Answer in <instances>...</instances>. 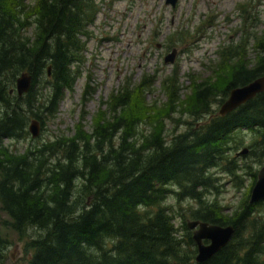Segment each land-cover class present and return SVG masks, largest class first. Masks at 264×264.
<instances>
[{"label":"trees","instance_id":"trees-1","mask_svg":"<svg viewBox=\"0 0 264 264\" xmlns=\"http://www.w3.org/2000/svg\"><path fill=\"white\" fill-rule=\"evenodd\" d=\"M33 1L0 0V210L20 237H32L27 264H264V200L252 203L250 193L226 209L212 172L220 167L242 182L237 171L245 161L233 151L247 143L244 133L253 136L250 153L264 166V92L226 115L212 108L215 97L223 95V103L233 88L264 76V37L253 36L248 62L224 50L230 53L224 88L213 75L195 80L180 101L175 76L168 77L167 102L149 106L138 98L152 85L146 76L110 97L109 113L88 130L80 124L72 135L21 151L14 144L32 136L30 122L54 116L80 76L82 38L96 9L94 0ZM232 48L248 49L247 40ZM23 72L33 83L20 96L16 80ZM184 114L185 129L165 135V118L180 124ZM142 125L148 134L139 133ZM174 195L195 204L179 212L166 203ZM178 215H185L181 227ZM189 220L235 230L221 250L198 262ZM8 245L0 236V263Z\"/></svg>","mask_w":264,"mask_h":264},{"label":"rangeland","instance_id":"rangeland-1","mask_svg":"<svg viewBox=\"0 0 264 264\" xmlns=\"http://www.w3.org/2000/svg\"><path fill=\"white\" fill-rule=\"evenodd\" d=\"M93 2L96 8L94 18L86 29L88 35L82 38L80 76L74 87L65 91L56 114L45 115L46 122L40 124L39 136L30 135L14 144L21 151L59 136L72 135L80 124L88 130L95 117L109 113L110 97L128 82L137 84L146 76L151 78L152 85L137 97L145 98L149 106L161 107L167 102L164 82L169 81L168 77L175 76L180 101L192 94L195 80H205L213 75L218 82L217 87L224 88L229 77L226 70L230 65L226 60L230 53L235 56L239 51L246 62L251 61L255 54L253 47L257 44L254 37H264V0H179L175 7L166 0ZM22 3L33 5L34 1L22 0ZM246 40L248 49L232 48ZM229 48L230 53L224 52ZM174 49L177 50L174 62H165V57ZM89 84L92 94L84 101L85 88ZM222 97L219 95L212 102V108L217 112L222 105ZM165 119L167 136L183 131L186 127L184 121L190 120L185 114L180 124L171 118ZM147 129L150 128L147 126ZM138 131L148 134L144 125ZM244 137L247 143L233 151V155L243 157L245 161V167L237 171L242 182L220 167L212 170L221 184L220 201L228 210L238 207L241 200L251 193L263 166L262 161L250 153L249 142L253 136L244 133ZM248 172H256V178ZM166 203L179 212L195 204L191 200L179 203L175 195ZM184 219L185 215H178L176 225L181 227ZM7 220L6 213L0 210V236L9 241L0 264H27L33 254L32 237H20ZM29 233L37 235L35 231Z\"/></svg>","mask_w":264,"mask_h":264},{"label":"water","instance_id":"water-1","mask_svg":"<svg viewBox=\"0 0 264 264\" xmlns=\"http://www.w3.org/2000/svg\"><path fill=\"white\" fill-rule=\"evenodd\" d=\"M178 1L166 0L172 6H176ZM175 56L176 49L166 56L165 61L174 62ZM50 69L51 67L49 66L48 74H50ZM32 83L33 75L30 72L21 73L16 80L17 93L20 96L27 93L31 89ZM262 92H264V76L258 77L245 85L233 88L228 98L221 105L219 114L226 115L230 113ZM40 129V121L33 119L29 126L32 136L38 137ZM244 151L246 152V150ZM261 199H264V166L258 172V179L252 189L250 202L254 203ZM188 227L193 230V238L198 246V254L196 256L198 262L211 258L221 250L229 242L235 230L232 225L222 226L200 220L188 221ZM206 240L208 242H205Z\"/></svg>","mask_w":264,"mask_h":264}]
</instances>
